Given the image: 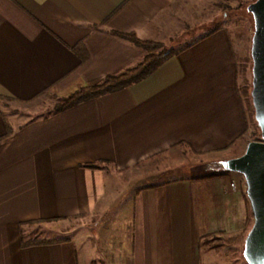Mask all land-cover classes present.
Here are the masks:
<instances>
[{
	"label": "crops",
	"instance_id": "0c3cea01",
	"mask_svg": "<svg viewBox=\"0 0 264 264\" xmlns=\"http://www.w3.org/2000/svg\"><path fill=\"white\" fill-rule=\"evenodd\" d=\"M206 1L0 0V264H208L204 242L245 232L241 176L234 191L230 173L191 176L195 167L168 156L225 155L250 128L230 30L207 27ZM114 31L179 52L144 80L65 111L9 110L57 103L136 65L145 51ZM128 172L143 175L124 198ZM108 215L123 227L109 241L22 245L50 239L32 235L38 223Z\"/></svg>",
	"mask_w": 264,
	"mask_h": 264
},
{
	"label": "rangeland",
	"instance_id": "374dc122",
	"mask_svg": "<svg viewBox=\"0 0 264 264\" xmlns=\"http://www.w3.org/2000/svg\"><path fill=\"white\" fill-rule=\"evenodd\" d=\"M253 1L255 0L206 1L208 4L206 10H208V17L210 19V23L207 27L223 26L230 30L234 48L237 53V59L239 62L240 87L242 95H244V98L246 100L247 111L250 120V128L245 134L244 138H242V141L239 145V149H241V151L238 152L237 150L239 149H237V147L234 148L235 150L233 149L234 151L226 153L225 155L213 157H199L192 153L189 154L188 152H180V149H176L174 152H171L168 156L172 158L174 162L178 164L187 163V166L192 165L193 167H195V169H193L191 173V176L212 175L226 172L230 173L231 176H234L233 180H236V176H241L244 179L241 174L226 171V169L224 168V157L232 155L236 152L237 154L239 153L240 155H242L245 152L247 144L250 141L261 139V129L255 119V109L251 97L253 81L251 46L252 37L254 34V21L252 15L247 10V7L249 5V2ZM197 3L199 2L197 1ZM194 33L196 35H199L200 29H197ZM55 99L56 98H38V100L36 99L34 100V102L28 104H11L9 105V110L14 114H20L29 111L31 112V118H36L43 116L55 109V104H57ZM214 157H219L221 159L213 160L212 158ZM182 158H185V161L181 160ZM208 158L211 159L208 162H205ZM212 161H217V164H213L214 162ZM196 166L198 167L196 168ZM185 172V170H178L174 172L175 174H172L173 176L171 175V177H179V175ZM142 175L143 174H137V172H128L122 175V177L125 178V181L123 180L124 185L121 186L123 189L122 193L124 198H127V196L132 194V192L134 191L133 181L135 182V179L139 178ZM247 201V204L249 206L246 207L247 215L251 218L246 229L248 231L245 230V232L242 233L234 232L230 234H224L223 236L219 237H211V239L207 241V243L204 242V244H202V247L204 248V253L208 252V256L206 257L208 264H248L242 256V250L244 249L243 246L246 236L254 224V217L248 198ZM243 211L244 208L242 207V212ZM122 228V223L117 217L113 218L108 215V219H103L101 221V224H96L95 220H90L88 218H84L82 220L77 219L63 222H53L48 224L38 223L34 225V233L32 235L55 239H76L77 237L85 239L88 236H92L95 237V239L98 238V240L105 239L109 241V239H112L114 236L121 234L123 232ZM207 248H209V250H207Z\"/></svg>",
	"mask_w": 264,
	"mask_h": 264
},
{
	"label": "water",
	"instance_id": "95a60500",
	"mask_svg": "<svg viewBox=\"0 0 264 264\" xmlns=\"http://www.w3.org/2000/svg\"><path fill=\"white\" fill-rule=\"evenodd\" d=\"M247 10L254 21L251 97L261 140L250 141L242 155L224 161V168L244 177L254 217L244 242L243 257L248 264H264V0L251 2Z\"/></svg>",
	"mask_w": 264,
	"mask_h": 264
},
{
	"label": "trees",
	"instance_id": "16d2710c",
	"mask_svg": "<svg viewBox=\"0 0 264 264\" xmlns=\"http://www.w3.org/2000/svg\"><path fill=\"white\" fill-rule=\"evenodd\" d=\"M250 3L251 2H249V4ZM114 33L143 48V50L145 51L143 59L133 67L119 74L106 77L101 83L97 85L81 87L68 96L62 97L57 102L54 112L65 111L84 101L97 98L108 93L116 92L135 83H138L147 78L161 65H163L169 58L178 54L179 52L175 48H168L163 42L160 41L142 40L134 33H124L119 31H114ZM259 140L261 139H256V141ZM91 166L97 167L98 165L91 164ZM61 240L62 239L55 238L32 239L29 241L23 240L22 245L29 246L34 244H47L58 242Z\"/></svg>",
	"mask_w": 264,
	"mask_h": 264
},
{
	"label": "built area",
	"instance_id": "2783aa9c",
	"mask_svg": "<svg viewBox=\"0 0 264 264\" xmlns=\"http://www.w3.org/2000/svg\"><path fill=\"white\" fill-rule=\"evenodd\" d=\"M230 187L234 191L237 190V182H236V180H233V179L231 180Z\"/></svg>",
	"mask_w": 264,
	"mask_h": 264
}]
</instances>
